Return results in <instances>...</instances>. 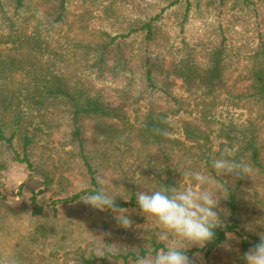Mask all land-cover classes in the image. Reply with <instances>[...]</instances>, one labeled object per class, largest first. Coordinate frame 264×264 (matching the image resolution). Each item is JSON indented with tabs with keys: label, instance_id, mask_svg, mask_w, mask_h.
Segmentation results:
<instances>
[{
	"label": "rangeland",
	"instance_id": "374dc122",
	"mask_svg": "<svg viewBox=\"0 0 264 264\" xmlns=\"http://www.w3.org/2000/svg\"><path fill=\"white\" fill-rule=\"evenodd\" d=\"M1 2L13 15L10 1ZM109 6L115 9L112 15L106 13ZM81 14L86 21L83 34L77 24ZM158 14L162 37L156 51L167 63L188 49L202 61L214 48L226 49L223 91L211 96L189 92L178 80L169 88L171 97L143 82L137 55L144 51V33L129 31L132 24ZM17 19L21 37L36 31L37 42L20 47L0 43V57L14 61L11 69L0 73V89L15 104L4 109L0 103V125L5 136L12 138L11 142L0 139V257L13 258L17 264H136L139 256L155 255L176 242L174 237L161 238V225L140 210L136 192L178 183L195 186L180 173L194 170L227 189L226 199L220 201V208L226 210L220 213L221 223L237 225L227 232L225 243L211 250L192 246L186 255L195 264H245L244 254L252 246L243 251V242L256 244L259 234H264V99L249 88L254 56L264 50V0H190L177 5L169 0H69L70 25L57 28L50 26L34 2ZM2 20L0 12V31L6 33ZM101 30L118 37L127 65L103 73L93 57L84 60L83 47L75 50V41L84 35L93 39ZM52 72L125 108L122 119L82 121L84 152L63 103L39 109L27 99V90L44 83ZM166 81L160 78L156 89L166 88ZM144 87L148 91L141 98ZM16 109L24 114L18 128ZM150 109L164 111L174 120V127L167 125L172 145L160 148L141 136ZM187 124L201 137L189 139ZM26 136L33 139L28 146ZM248 139L258 145V164L245 147ZM225 147L233 150L234 158L243 157L250 164V177L236 180L216 174L211 162ZM100 175L109 180L106 190L128 199L117 197V202L128 203L124 208L133 221L130 229L119 226L111 211L94 209L80 200L101 187ZM231 192L236 193L235 213ZM101 245L121 251L100 257ZM96 256L101 259L91 262Z\"/></svg>",
	"mask_w": 264,
	"mask_h": 264
},
{
	"label": "trees",
	"instance_id": "16d2710c",
	"mask_svg": "<svg viewBox=\"0 0 264 264\" xmlns=\"http://www.w3.org/2000/svg\"><path fill=\"white\" fill-rule=\"evenodd\" d=\"M10 5L14 11L13 15L9 16L1 0L0 12L2 13L5 23L6 33L0 31V43H14L22 46L26 44H36V31L30 35L21 37L19 33L17 16L29 10L31 3L37 5L39 12L45 17L52 28L63 27L70 25L69 21V0H9ZM170 5H177L183 1L189 3L190 0H169ZM115 12L113 6L106 8L107 15H112ZM160 14L155 17H150L148 20L141 19L137 23L132 24L129 34L142 32L144 33V47L143 52L137 56L140 58L139 70L142 74L143 82H148L154 91L162 90L169 96L174 97L171 94L170 86L176 81L180 80L189 92H202L207 96L216 95L225 89L227 85V73L225 66L226 49L216 47L212 51L208 52L204 57V61L199 60L194 52L188 49L181 55L175 56L173 60L167 63L165 57H162L157 52V45L162 37L161 30L156 20L160 18ZM82 31L86 29V21L84 14L79 15L77 20ZM3 27L0 23V30ZM100 34L90 39V36L84 35L77 41H75V50L83 47L82 56L84 60H90L93 57V62L99 67L103 73L111 72L113 69H117L120 65H127L128 60L125 50L116 41L117 36H112L108 31L101 30ZM86 34V33H85ZM254 66L250 71L249 82L250 89L254 91L253 95L264 99V50L254 56ZM13 59L9 56L5 59L0 57V73H5L6 68L11 69ZM169 65L166 67V64ZM160 78L167 80L166 88H157V83H160ZM148 91L147 87H144L139 92L141 98H145V93ZM27 99L30 100L37 108H49L50 105L56 106L57 102H61L67 107L71 119L74 125V136L77 138L81 151L85 150V142L80 138L81 135V123L86 119H122L125 116V108L122 104L117 103L101 93H94L93 89L74 83L66 78L64 75L56 74L52 72L50 77L45 80L44 83L35 84L31 90H27ZM12 97H9L0 89V103L2 108H12L13 105L10 102ZM49 103V106L46 104ZM176 110L175 113H177ZM15 126L18 128L24 117L23 109H16L14 113ZM167 118L164 111L157 109H150L146 114L143 126L141 128V136L146 140V143H154L160 148H164V144H173V140L170 137H162L157 135L153 130L156 128H167V124L163 121ZM114 125V124H112ZM185 133L189 139H197L200 134H197L195 130L186 125ZM231 138V136L227 137ZM0 139L8 142L12 141L11 137H6L2 126L0 125ZM205 139H209L207 135ZM32 137H25V146L32 143ZM246 149L251 151L252 160L258 164L259 161V148L255 141L246 140ZM167 149V148H166ZM166 149H162L165 153ZM84 154V153H83ZM84 159L87 160V156L84 155ZM239 159V158H238ZM88 162V161H87ZM170 181V177L168 178ZM95 190V189H93ZM92 191V190H90ZM230 205L232 212H236V193L231 192ZM81 194H77L71 199L75 200ZM119 207H126L127 202H117ZM236 223L232 225H225L215 230L214 239L207 243L205 246L208 250L215 248L218 245L225 243L227 238V232L234 230ZM243 251L249 246H253V243L244 241ZM101 259L100 257H93L91 262H95ZM90 262V261H88Z\"/></svg>",
	"mask_w": 264,
	"mask_h": 264
},
{
	"label": "clouds",
	"instance_id": "9594fccd",
	"mask_svg": "<svg viewBox=\"0 0 264 264\" xmlns=\"http://www.w3.org/2000/svg\"><path fill=\"white\" fill-rule=\"evenodd\" d=\"M163 123L174 127L171 117ZM162 137L171 136L168 128L153 130ZM212 168L218 176L233 177L236 180L250 177L251 166L243 158H234L230 147H225L218 157L212 159ZM182 177H189L195 186H185L178 183L176 187H163L158 190H141L136 192V201L140 210L154 217L162 227L161 238L174 237L176 242L169 244L166 249H160L155 255L139 256L136 264H195V261L186 255L192 246L203 248L215 237V230L222 226L220 213L226 212L220 208L221 199H226L227 191L208 174L201 171L183 170ZM97 183L99 189L88 192L80 199L86 205L100 211H111L117 224L130 229L133 221L129 218V210L117 205V197L124 196L118 192L106 190L104 187L109 180L100 175ZM259 242L254 244L245 254V264H264V234H259ZM121 249L113 246L101 245L97 255L104 257L105 253L117 255ZM0 264H17L16 260L0 257Z\"/></svg>",
	"mask_w": 264,
	"mask_h": 264
}]
</instances>
